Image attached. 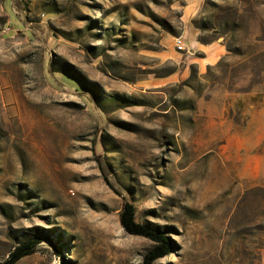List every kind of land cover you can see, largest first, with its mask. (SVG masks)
<instances>
[{
    "label": "rangeland",
    "instance_id": "obj_1",
    "mask_svg": "<svg viewBox=\"0 0 264 264\" xmlns=\"http://www.w3.org/2000/svg\"><path fill=\"white\" fill-rule=\"evenodd\" d=\"M126 200L152 264H264V0H0V264H144Z\"/></svg>",
    "mask_w": 264,
    "mask_h": 264
},
{
    "label": "trees",
    "instance_id": "obj_2",
    "mask_svg": "<svg viewBox=\"0 0 264 264\" xmlns=\"http://www.w3.org/2000/svg\"><path fill=\"white\" fill-rule=\"evenodd\" d=\"M103 172L107 184H109L112 188L116 190V188L109 180L108 170L105 167H103ZM116 191L117 193L121 192L119 190ZM136 209L137 207L134 202L126 200L124 208L121 210L120 221L123 225L124 230L127 233L140 235L142 237H146L157 242V244H155V246L147 253L144 261V264H152L153 261H155L156 259L158 260L170 253L172 247V240L168 235L159 231L158 229L138 221L135 216ZM38 241V239H30L24 242L22 246H19L17 248V250L12 254V256L16 257L17 254L21 252H24L25 255L30 254L31 252H33L35 244L38 243Z\"/></svg>",
    "mask_w": 264,
    "mask_h": 264
},
{
    "label": "built area",
    "instance_id": "obj_3",
    "mask_svg": "<svg viewBox=\"0 0 264 264\" xmlns=\"http://www.w3.org/2000/svg\"><path fill=\"white\" fill-rule=\"evenodd\" d=\"M182 42H181V40H180V38H177V46L180 48V49H183V45L181 44Z\"/></svg>",
    "mask_w": 264,
    "mask_h": 264
},
{
    "label": "crops",
    "instance_id": "obj_4",
    "mask_svg": "<svg viewBox=\"0 0 264 264\" xmlns=\"http://www.w3.org/2000/svg\"><path fill=\"white\" fill-rule=\"evenodd\" d=\"M182 42V41H181ZM219 44V43H216ZM221 48L218 49L219 54L222 55L223 54V46L220 44Z\"/></svg>",
    "mask_w": 264,
    "mask_h": 264
},
{
    "label": "water",
    "instance_id": "obj_5",
    "mask_svg": "<svg viewBox=\"0 0 264 264\" xmlns=\"http://www.w3.org/2000/svg\"><path fill=\"white\" fill-rule=\"evenodd\" d=\"M23 254V252L17 254V256L15 258H17L18 256H21ZM14 259V258H13Z\"/></svg>",
    "mask_w": 264,
    "mask_h": 264
}]
</instances>
